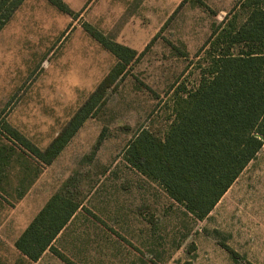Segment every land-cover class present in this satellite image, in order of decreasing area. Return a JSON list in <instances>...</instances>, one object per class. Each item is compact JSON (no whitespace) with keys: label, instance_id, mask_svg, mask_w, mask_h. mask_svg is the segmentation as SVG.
I'll return each mask as SVG.
<instances>
[{"label":"rangeland","instance_id":"374dc122","mask_svg":"<svg viewBox=\"0 0 264 264\" xmlns=\"http://www.w3.org/2000/svg\"><path fill=\"white\" fill-rule=\"evenodd\" d=\"M61 1L68 14L25 0L0 31V112L34 145L45 148L116 63L88 28L139 55L69 147L84 154L75 170H92L81 189L94 183L95 198L105 187L110 198L124 195L105 200V212L102 200H87L78 217L77 230L104 233L109 247L98 260L66 236L53 247L68 262L53 264H264V145L203 220L125 158L140 129L163 139L173 97L200 79L212 24L246 19L241 0Z\"/></svg>","mask_w":264,"mask_h":264},{"label":"trees","instance_id":"16d2710c","mask_svg":"<svg viewBox=\"0 0 264 264\" xmlns=\"http://www.w3.org/2000/svg\"><path fill=\"white\" fill-rule=\"evenodd\" d=\"M24 1L0 0V31ZM47 1L64 13L70 12L61 0ZM261 3L250 0L247 4L245 0L242 6L244 10L250 8V13L237 27L234 19L228 18L212 24L200 50L206 56L200 79L195 88L183 94L178 91L173 97V120L163 139L142 128L127 145L128 164L157 182L173 202L197 220L210 214L264 145ZM87 33L112 53L116 64L43 149L12 127L1 111L0 170L13 157L32 158L40 166L51 164L84 121L103 105L107 91L127 72L135 51L93 28H88ZM80 203L81 200H64L60 193L54 195L17 239L16 249L31 262L37 261L46 249L68 262L52 243Z\"/></svg>","mask_w":264,"mask_h":264},{"label":"crops","instance_id":"0c3cea01","mask_svg":"<svg viewBox=\"0 0 264 264\" xmlns=\"http://www.w3.org/2000/svg\"><path fill=\"white\" fill-rule=\"evenodd\" d=\"M244 1L241 0L242 3ZM248 2L250 0H247V4ZM261 4L264 6V0H262ZM246 12L248 15L250 8H246ZM132 50L135 51L133 48ZM138 55L136 54L133 60H137ZM91 118L93 117H89L84 121L80 129L51 164L40 166L32 158L26 157L16 160L13 157L0 170V264L56 263L57 256L53 252H50L49 249H46L37 261L31 262L16 249L15 242L37 214L45 207L47 202L58 193L63 196L64 200H81V203L68 223L57 234L52 245L59 243L62 238L68 236L71 239L73 247L77 249L80 247V249L88 254L92 251L97 254L98 260H100L101 255L106 254L105 252L109 246L108 243L102 240L107 239L108 236H105L103 233L102 236L95 237V234H91L89 231L82 232L77 230L79 227L78 219H80L78 217H81L80 212H83L87 200H102L99 205L102 207L101 212H105L103 209L106 205L105 200L124 199V195L118 196L117 192L114 194L116 197L111 196L110 198L108 195L111 193L108 187L101 190L103 194L98 191L97 195H100V197L95 198L93 194L97 191V188L94 183L86 191L81 189L80 179H86V176L92 170L89 169L88 165H84L82 171L75 170L79 166L77 164L80 162V157L84 154L75 155L69 147L73 144L85 123ZM131 169L138 174V170L133 167ZM80 174L82 175L80 176ZM122 214L119 209L114 211V215L116 216ZM94 238L102 239L97 243L96 241L93 242L92 239Z\"/></svg>","mask_w":264,"mask_h":264}]
</instances>
